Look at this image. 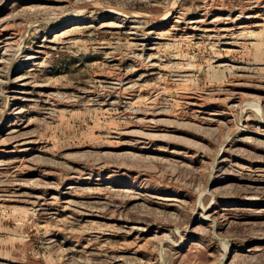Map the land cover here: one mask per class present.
<instances>
[{"label": "rangeland", "instance_id": "rangeland-1", "mask_svg": "<svg viewBox=\"0 0 264 264\" xmlns=\"http://www.w3.org/2000/svg\"><path fill=\"white\" fill-rule=\"evenodd\" d=\"M0 264H264V0H0Z\"/></svg>", "mask_w": 264, "mask_h": 264}, {"label": "bare ground", "instance_id": "bare-ground-1", "mask_svg": "<svg viewBox=\"0 0 264 264\" xmlns=\"http://www.w3.org/2000/svg\"><path fill=\"white\" fill-rule=\"evenodd\" d=\"M218 19V18H217ZM197 21V20H196ZM228 22V21H227ZM262 111V110H261ZM229 248H227V250H228Z\"/></svg>", "mask_w": 264, "mask_h": 264}]
</instances>
